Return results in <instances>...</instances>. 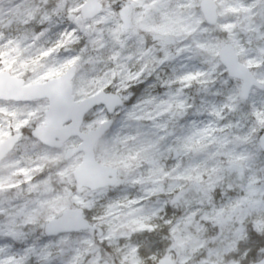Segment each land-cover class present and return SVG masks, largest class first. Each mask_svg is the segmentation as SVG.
Returning <instances> with one entry per match:
<instances>
[{
  "label": "clouds",
  "instance_id": "clouds-1",
  "mask_svg": "<svg viewBox=\"0 0 264 264\" xmlns=\"http://www.w3.org/2000/svg\"><path fill=\"white\" fill-rule=\"evenodd\" d=\"M186 2L167 0L174 13L167 21L140 7L130 14L133 25L174 30L166 43L140 31L158 57L171 58L162 77L181 64L201 74L178 85L187 91L167 141L144 135L148 122L130 120L126 102L109 99L123 98L122 87L106 91L102 70L77 59L76 49L44 55L43 44L27 46L10 68L15 53L4 57L0 133L12 143L0 135V249L47 252L48 261L37 254L33 264H264V125L245 112L251 103L264 112V95L246 105L225 86L216 58L196 47L237 17L208 25L198 8L182 7ZM84 3L0 0V43L27 45L37 30L66 29L76 23L68 10ZM17 6L32 9L33 18H13L9 10ZM56 120L74 131L61 133ZM209 124L218 129L211 138L203 132Z\"/></svg>",
  "mask_w": 264,
  "mask_h": 264
},
{
  "label": "snow or ice",
  "instance_id": "snow-or-ice-1",
  "mask_svg": "<svg viewBox=\"0 0 264 264\" xmlns=\"http://www.w3.org/2000/svg\"><path fill=\"white\" fill-rule=\"evenodd\" d=\"M135 7H140L146 14L158 11L166 21L174 15L167 11V0H130L126 5H105L101 0H87V3L68 10L70 18L76 23L66 29L48 27L37 30L30 38H26L27 45H22L20 41L0 43V63L5 56L15 53L7 65L10 68L27 46L43 44L44 55H50L54 50L76 49L80 54L77 59L85 58L94 70H102L106 91H111L113 84L122 87L123 98L114 96L109 99L117 103L122 100L126 102L130 120L148 122L149 127L144 135L167 141L175 134L179 123L174 119L173 109L183 107L180 97L187 91L178 85L189 84L201 74L186 72L187 66L181 64L171 66L166 77L160 75V67L168 64L171 58L167 53L158 57L156 49L145 44L140 31L151 32L165 43L175 32L169 25H133L130 14ZM182 7L198 8L200 18L208 25L217 24L218 17H237L235 23H220L219 34L203 43L197 42L196 47L201 49L202 54L216 58L225 86L235 90L246 105L255 97L264 95V23L258 24L254 20L255 16L264 17V0H235L234 3H225L224 0H187ZM73 12L76 13L74 17L71 16ZM9 13L17 20L30 21L33 18L32 9L25 6L10 9ZM49 19L48 16L44 17V21ZM3 22L4 13H0V24ZM205 31H208L207 27ZM5 48L7 52L3 51ZM183 51L181 49L177 55ZM245 112H254L258 122L264 125V112L258 111L256 104L251 103ZM61 123V120L54 121V127L61 133L74 131V128H62ZM217 131L211 124L203 129L209 138L215 136ZM0 135L8 139L10 147L12 140L8 133ZM47 183L44 182L45 185ZM37 254L42 260L48 261L47 252L41 248L37 253L35 246L20 247L17 255L0 249V264H33Z\"/></svg>",
  "mask_w": 264,
  "mask_h": 264
}]
</instances>
